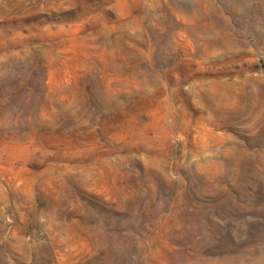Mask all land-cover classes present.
Returning <instances> with one entry per match:
<instances>
[{"label":"rangeland","instance_id":"374dc122","mask_svg":"<svg viewBox=\"0 0 264 264\" xmlns=\"http://www.w3.org/2000/svg\"><path fill=\"white\" fill-rule=\"evenodd\" d=\"M0 264H264V0H0Z\"/></svg>","mask_w":264,"mask_h":264}]
</instances>
